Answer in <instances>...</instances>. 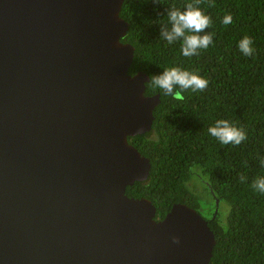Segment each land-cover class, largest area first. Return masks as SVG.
I'll return each instance as SVG.
<instances>
[{
    "label": "water",
    "instance_id": "1",
    "mask_svg": "<svg viewBox=\"0 0 264 264\" xmlns=\"http://www.w3.org/2000/svg\"><path fill=\"white\" fill-rule=\"evenodd\" d=\"M124 1L0 0V264H210L197 209L126 193L161 98L129 73Z\"/></svg>",
    "mask_w": 264,
    "mask_h": 264
},
{
    "label": "trees",
    "instance_id": "2",
    "mask_svg": "<svg viewBox=\"0 0 264 264\" xmlns=\"http://www.w3.org/2000/svg\"><path fill=\"white\" fill-rule=\"evenodd\" d=\"M188 3L194 0H125L122 6L129 30L121 41L134 47L130 74L151 77L178 67L209 82L202 91L181 90L183 99L146 83V94H160L161 102L151 131L129 141L152 166L148 179L128 186L126 193L150 199L156 220L175 203L197 209L216 235L210 264H264V192L253 187L264 177V0H201L199 7L212 20L205 31L213 37L193 56L183 55L180 40L169 44L161 37L168 10H184ZM229 14L232 21L226 25ZM245 36L252 39L250 56L239 48ZM220 119L243 128L247 139L221 144L208 131ZM224 202L229 211L222 218Z\"/></svg>",
    "mask_w": 264,
    "mask_h": 264
},
{
    "label": "clouds",
    "instance_id": "3",
    "mask_svg": "<svg viewBox=\"0 0 264 264\" xmlns=\"http://www.w3.org/2000/svg\"><path fill=\"white\" fill-rule=\"evenodd\" d=\"M201 0H194L188 3L184 10L172 7L167 15L169 24L161 26V37L169 44L180 40L182 42V52L185 56L198 55L199 49H206L212 43L213 33H208L212 23L211 17L199 7ZM212 5L210 4L209 7ZM232 21L231 14L224 17L223 23L229 24ZM203 33V35H201ZM252 39L245 36L239 43L240 50L245 56H250L253 52ZM153 86L162 89L165 95H171L175 99H183L181 90L192 89L202 91L208 85V80L197 72H190L178 67L165 69L162 73L152 75L149 79ZM179 86L180 90H177ZM209 133L216 137L221 144L239 145L247 139L246 131L230 123L227 119H220L215 125L208 129ZM241 179L245 177L241 176ZM253 187L260 192H264V177H258L253 182ZM178 242V238H174Z\"/></svg>",
    "mask_w": 264,
    "mask_h": 264
},
{
    "label": "rangeland",
    "instance_id": "4",
    "mask_svg": "<svg viewBox=\"0 0 264 264\" xmlns=\"http://www.w3.org/2000/svg\"><path fill=\"white\" fill-rule=\"evenodd\" d=\"M202 186H203L202 182H199V184L198 182L195 183V187H197V190L204 191ZM220 210H221L220 213H221L222 218H225L226 212L229 211L228 203L227 202L222 203ZM227 215H228V212H227Z\"/></svg>",
    "mask_w": 264,
    "mask_h": 264
}]
</instances>
